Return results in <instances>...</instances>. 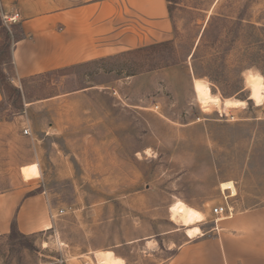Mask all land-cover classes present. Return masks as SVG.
<instances>
[{
  "label": "rangeland",
  "instance_id": "374dc122",
  "mask_svg": "<svg viewBox=\"0 0 264 264\" xmlns=\"http://www.w3.org/2000/svg\"><path fill=\"white\" fill-rule=\"evenodd\" d=\"M18 1L0 12L14 36ZM165 1V46L24 77L0 50V264H166L185 229L264 215V0ZM210 59L217 81L193 73ZM228 180L232 217L215 216ZM177 200L202 218L182 225Z\"/></svg>",
  "mask_w": 264,
  "mask_h": 264
},
{
  "label": "crops",
  "instance_id": "0c3cea01",
  "mask_svg": "<svg viewBox=\"0 0 264 264\" xmlns=\"http://www.w3.org/2000/svg\"><path fill=\"white\" fill-rule=\"evenodd\" d=\"M13 1H1V6L5 10ZM33 1H18L23 36L11 51L18 77L167 41L173 35L165 0H52L50 12L41 15L34 13L41 12L43 3ZM230 225L232 236L214 238L185 229L189 239L166 264H264V215L238 216Z\"/></svg>",
  "mask_w": 264,
  "mask_h": 264
},
{
  "label": "trees",
  "instance_id": "16d2710c",
  "mask_svg": "<svg viewBox=\"0 0 264 264\" xmlns=\"http://www.w3.org/2000/svg\"><path fill=\"white\" fill-rule=\"evenodd\" d=\"M3 9L0 7V12L2 11ZM11 26H15L17 28H19L20 30V34H22V28H21V25L19 23H17L16 25L13 24ZM14 36V34H12L11 30H10V26L7 25L3 19H2V16H0V50L1 51H5V50H9L10 46L17 40L21 39L22 36ZM170 41H162V42H158V43H154V44H151V45H148V46H143V47H139V48H135L133 50H130L128 52H140V51H144V50H147L149 48H155V47H158V46H165L167 44H169ZM199 43L197 45V49L199 47ZM196 51H194L193 55H196ZM194 59H197V57L195 56ZM216 60H211L209 61V65L207 66V69L205 72H200L198 71L197 67L194 65L193 66V73L198 76V77H207L210 81H217L218 79V76L220 74V68H219V63L216 62ZM173 64L175 63V61H171L169 64ZM0 76H1V73H0ZM14 234H18L20 235V233L18 232V230L16 229V226L13 224L11 226V232H10V235H14Z\"/></svg>",
  "mask_w": 264,
  "mask_h": 264
},
{
  "label": "bare ground",
  "instance_id": "6f19581e",
  "mask_svg": "<svg viewBox=\"0 0 264 264\" xmlns=\"http://www.w3.org/2000/svg\"><path fill=\"white\" fill-rule=\"evenodd\" d=\"M221 191L229 189L231 195H235V187L232 181H223L220 183ZM171 213L178 218L180 223L185 226H189L192 222L197 221L199 218H202L201 212L197 209L187 205L181 200H177L170 208ZM221 219V218H220ZM49 228V226L45 227ZM200 234V233H199ZM99 264H118L116 258L113 256L104 254L97 257ZM96 262V263H97Z\"/></svg>",
  "mask_w": 264,
  "mask_h": 264
},
{
  "label": "built area",
  "instance_id": "2783aa9c",
  "mask_svg": "<svg viewBox=\"0 0 264 264\" xmlns=\"http://www.w3.org/2000/svg\"><path fill=\"white\" fill-rule=\"evenodd\" d=\"M23 133L28 134L29 133L28 128H24ZM226 191H227V194H224V200L221 203L214 206L212 209V213L215 216H220V215H224L225 217L231 216L232 207L229 205L228 197L233 196V195H231V192L229 189H226ZM222 192L224 193V191Z\"/></svg>",
  "mask_w": 264,
  "mask_h": 264
}]
</instances>
